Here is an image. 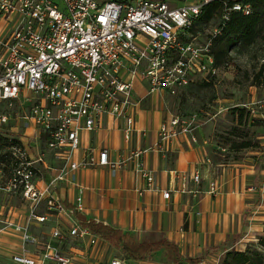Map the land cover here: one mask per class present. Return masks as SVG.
Instances as JSON below:
<instances>
[{
	"label": "built area",
	"instance_id": "built-area-1",
	"mask_svg": "<svg viewBox=\"0 0 264 264\" xmlns=\"http://www.w3.org/2000/svg\"><path fill=\"white\" fill-rule=\"evenodd\" d=\"M61 2L0 0V137L6 145L0 162V192L20 199L27 210L26 223L19 224L9 215L14 212L10 202L0 207V233L14 230L22 236L20 252L12 257L15 264H73L72 253L63 250L69 239L87 241L95 248L104 244L75 219L76 213L85 210L84 188L76 183L75 173L106 167L115 174L131 166L149 185L155 184L142 158L147 151L130 146L139 132L135 82H147L149 93L175 96L195 79L208 83L218 79L226 67L216 63L213 39L233 12L245 16L253 12L243 0ZM214 2L224 4L221 22L202 42L199 26L207 24L198 22L204 8ZM17 103L29 109L15 117L19 121L15 130L7 111ZM110 116L121 122L129 147L115 159L107 149L89 150L78 157L82 134L98 130ZM171 117L159 132L163 154L181 135L197 141V115ZM51 159L60 164L54 174L47 162ZM45 178L48 183L42 187ZM200 178L196 172L192 179L199 183ZM60 183L78 189L75 206L68 208L58 197ZM211 187L216 192V184ZM170 195L163 193L167 200ZM51 219L55 225L50 240L43 243L30 228ZM107 264H126V260L115 257Z\"/></svg>",
	"mask_w": 264,
	"mask_h": 264
},
{
	"label": "crops",
	"instance_id": "crops-1",
	"mask_svg": "<svg viewBox=\"0 0 264 264\" xmlns=\"http://www.w3.org/2000/svg\"><path fill=\"white\" fill-rule=\"evenodd\" d=\"M259 93L263 94L264 90ZM170 96L167 92L149 93L147 82H135L134 98L139 101L136 128L139 132L133 136L130 146L147 151L142 158L145 167L156 178L155 184L149 185L147 180L135 174L131 166L115 174L106 167L80 170L75 173L76 183L84 188L82 195L85 210L80 213L88 219L133 234L140 241L152 240L154 236L156 240L166 239L177 246L182 257L203 256V262L200 264H211L214 256L228 251V247L223 246L227 240L235 241L234 245L243 241L245 249L252 242L257 230L262 229L264 176L255 166L256 171L252 177L255 188L249 184V188L245 189L246 181L243 178V188L240 191L225 193V184L223 185L221 177H216L215 166L209 157V139L204 129L202 130L201 120L194 133L196 142H193L189 135H181L172 140L167 153H161L160 128L173 115L164 110ZM121 125V122L110 116L105 118L98 130L84 132L78 157H82L89 150L99 152L107 149L111 159H115L121 151L129 147L124 140ZM47 162L53 168L52 174L60 167L53 159ZM196 172H199L201 177L199 183L192 179ZM229 174L233 176V171ZM47 183L48 178H45L41 186L45 187ZM212 184H216V192L211 191ZM78 192L71 183H60L56 189L58 197L68 208L75 206ZM164 192H170L168 200L163 197ZM26 214L27 210L15 208L14 212L9 213L20 224ZM47 224H50L52 230L55 219H51ZM43 225L38 228L41 229ZM50 233L47 241L50 240ZM12 237L13 244L8 247L13 248V253H19L20 240L18 237ZM30 249L35 251L37 248ZM63 250L72 253L73 264H107L117 256L125 259L128 264H187L184 258L175 260L165 249L147 260L132 261L106 241L101 247L95 248L87 241L69 239Z\"/></svg>",
	"mask_w": 264,
	"mask_h": 264
},
{
	"label": "rangeland",
	"instance_id": "rangeland-1",
	"mask_svg": "<svg viewBox=\"0 0 264 264\" xmlns=\"http://www.w3.org/2000/svg\"><path fill=\"white\" fill-rule=\"evenodd\" d=\"M56 1L62 4L61 0ZM182 2H186V0H181ZM256 5L257 9L255 10L253 7V11L258 12L260 24L255 43L248 46L239 43L232 47L221 61L226 68L218 79L212 80L210 83L202 79H195L189 87L175 96L171 95L164 108L166 112L175 116L197 115L202 121V130L204 129L203 131L209 139L207 144L210 146L209 157L215 166L216 177L217 175L221 177L223 185L225 184L223 186L225 193L240 191L243 188L241 184L243 178L246 181L245 189L249 188V184L250 187L255 188L252 180L254 171H256L255 166L264 176V93H259L264 90V1H260ZM223 7L224 4H221L222 9H224ZM222 9L221 11H223ZM220 22L221 16L216 14L207 25H198L203 31L200 37L202 42L209 36L212 29L219 26ZM3 108L6 109L5 106ZM28 109L27 105L21 107L17 103L8 110L7 112L13 116L10 125L19 128V121L15 117L23 115ZM19 126L22 127L23 132L29 134L23 124ZM5 146L4 137L1 136L0 162L4 158ZM232 171L233 176L229 174ZM84 181L86 182V180ZM8 202L15 209L26 210L20 199L9 198L0 192V207ZM26 218L27 216L22 224L26 223ZM11 219L13 222L19 223L16 219ZM257 226L260 228L259 224ZM30 230L31 234L43 243L47 242L51 231L50 224L47 223L41 229L32 225ZM12 236L19 238L18 246L20 245L21 248L22 236L20 234L14 230L0 233V264H13L12 257L17 253H13V248L8 247L13 244ZM153 238L152 240L156 241V236ZM234 244L235 241L227 240L223 246L228 247V251L220 256H214L215 259L211 264H234L232 258H226L229 252L251 250L252 254L259 253L263 256L264 224L262 229L257 230L252 242L245 249L243 241ZM225 259H227L226 263H224Z\"/></svg>",
	"mask_w": 264,
	"mask_h": 264
},
{
	"label": "trees",
	"instance_id": "trees-1",
	"mask_svg": "<svg viewBox=\"0 0 264 264\" xmlns=\"http://www.w3.org/2000/svg\"><path fill=\"white\" fill-rule=\"evenodd\" d=\"M264 0H243L244 4L257 9V3ZM222 2H214L207 5L199 19V24H208L214 15H222L224 9L221 8ZM224 8V7H223ZM221 9L223 11H221ZM221 11V12H220ZM260 24V17L258 12H251L250 15L245 16L241 12H233L230 20L223 26H220V33L213 39L212 54L215 57L218 66L222 65L221 61L227 55L229 50L240 44L245 46L255 43L258 27ZM264 71V67H263ZM5 141V138H4ZM76 221L86 229H89L101 239L109 243V245L120 251L127 259L132 261H144L156 254L158 251L167 250L177 261L182 260L179 249L174 243L160 238L159 240H138L133 234L124 233L111 226L105 225L102 222L88 219L81 213H76ZM261 243L263 241L261 240ZM264 246V244H263ZM226 258H232L234 264H264V255L252 254L251 250L244 252H229ZM187 264H200L203 262V256L199 258H184ZM225 259L224 263H226Z\"/></svg>",
	"mask_w": 264,
	"mask_h": 264
}]
</instances>
